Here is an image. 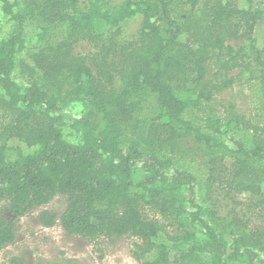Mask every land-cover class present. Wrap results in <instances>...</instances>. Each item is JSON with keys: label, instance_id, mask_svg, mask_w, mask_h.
I'll return each instance as SVG.
<instances>
[{"label": "trees", "instance_id": "16d2710c", "mask_svg": "<svg viewBox=\"0 0 264 264\" xmlns=\"http://www.w3.org/2000/svg\"><path fill=\"white\" fill-rule=\"evenodd\" d=\"M22 1L24 7L18 8V0H0L3 12L17 25L0 42V201L20 218L58 195L66 196L60 224L67 232L94 242L101 237L134 239L133 255L139 264H172L162 234L175 244L178 254L199 264L203 255L209 256V264L261 261L264 228L252 229L247 211H239L238 206L258 211L264 224V167L255 165L264 161V94L262 120L257 124L234 113L227 122L205 118L214 135L223 136L243 124L253 133L250 148L234 138L218 141L183 114L188 109L203 111L202 102L210 99L214 87L211 74L231 86L235 83L231 73L240 70L264 86V40L260 45L254 34L264 7L253 6L250 0H124L111 12L96 1L84 9L79 8L80 0ZM137 16L142 20L131 40L120 42L118 30L108 40H99L94 33L96 20L115 28ZM30 18L66 22L82 38L69 36L39 49L32 56L35 68L23 67L31 71L30 77L39 72L43 77L22 86L14 73L17 53L25 46L24 23ZM83 38L96 48L89 57L78 52ZM116 77L123 82L119 87ZM58 79L68 84L71 101L86 103L85 112L73 123L81 134L77 144L65 139L59 99L45 87V81ZM137 86L155 94L167 114L151 119L153 138L148 136L143 143L132 140L124 148L123 125L133 120L135 106L130 98ZM185 133L233 159L223 175L213 168L223 159L211 158L209 178L231 204L229 214L239 231L232 243L205 217L208 210L197 200L195 176L186 170L168 175L172 158L158 155L168 146L174 148ZM13 138L38 149L11 160L2 140ZM238 194L246 199L240 201ZM142 206L152 207L162 220L146 216ZM40 219L46 227L58 221L47 210ZM195 226L202 229L204 239ZM16 237L17 223L0 214V251ZM12 263L20 264L17 258ZM40 264L58 263L42 260ZM67 264L77 263L70 259Z\"/></svg>", "mask_w": 264, "mask_h": 264}, {"label": "rangeland", "instance_id": "374dc122", "mask_svg": "<svg viewBox=\"0 0 264 264\" xmlns=\"http://www.w3.org/2000/svg\"><path fill=\"white\" fill-rule=\"evenodd\" d=\"M93 1L98 2L103 10L114 12L124 0H80L79 8L84 9ZM250 1L253 6L261 5L264 7V0ZM23 7V1L18 0V8ZM141 20L140 16L133 17L115 28H111L103 21L96 20L93 24V29L95 35L99 36V40H108L118 30L117 38L122 42L131 40L137 35ZM16 29V22L3 12L0 3V42L8 39ZM254 34L259 39L260 45H262L264 40V15L258 22ZM69 36L76 38L79 35L72 32L66 22L50 23L40 18L28 19L24 23L25 46L16 56L17 66L14 79L22 86H26L30 79L42 78L43 75L40 72L30 77L31 71L24 68L23 64L28 65L30 68H35L32 59L34 53L48 45H55ZM182 39H185V36ZM233 44L237 46L239 42H233ZM78 52L89 57L96 52V48L83 38L79 41ZM88 63L94 75H97L98 70L95 63L90 58ZM230 77L235 79V83L231 86L224 84V81L211 74L209 80H211L214 87L210 90V99H205L202 102L203 111L188 109L183 114V117L185 120L192 122L195 127H201L204 133L216 136L218 141L234 138L244 143L247 148H250L252 146L253 133L245 129L243 124L223 136L214 135L206 127V117L212 116L227 122L231 113L248 119L254 124L262 120L261 102L264 86L258 79H252L248 73H242L240 70L233 71ZM122 83L119 77L115 78V84L118 87ZM45 85L59 99L60 114L63 115L65 120L63 126L65 139L74 144L81 142V134L73 127V123L85 112L86 103L71 101L68 98V84L61 79L52 82L50 80L45 81ZM130 102L134 104L135 110L133 111V120L123 125L124 148H127L132 140H138L143 143L146 137L152 136L153 138L149 128L151 119L158 115L165 116L167 114V107L161 106L157 101V96L142 86L136 87ZM2 143L7 145L8 158L11 160H15L24 154H32L38 149L37 146L30 147L17 138L2 140ZM227 143L232 145L230 140ZM158 155L164 159L172 158L171 166L166 170L168 175H172L177 170H186L195 176L196 184L194 190L197 194V200L208 210L205 217L217 228L220 236L226 242L232 243L233 237L239 234V231L232 223V217L229 214L231 204L221 194L218 183L211 186L209 178L212 175L213 167L211 158L217 156V158L215 157L216 159H223L220 160L222 164L218 163V165L213 167L215 169L214 172L222 173L223 175L231 168L233 159L228 155H224L221 151L216 153L207 143L199 141L193 133H185L177 141L174 148L168 146L164 151H159ZM255 165L264 167V161L258 160ZM262 186L264 189V181ZM182 194L187 200L188 192L185 190ZM238 199L244 201L246 195L238 194ZM186 206L190 207L187 202ZM66 207L67 197L58 195L50 203L18 218L10 211L6 202L0 201V214L17 223L16 240L0 251V264H13V258H17L20 264H40L42 260L67 264L70 259L75 260L77 264H139V261L133 255L134 239L127 237H101L94 242L67 232L60 224V218ZM45 210L58 219L57 223L52 227H46L41 222L40 215ZM142 210L151 219L162 220L161 215L152 207L145 206ZM238 210L247 211V217L250 220L249 224L252 229L260 230L264 228L258 211L255 213L248 211L245 205H239ZM194 230L200 238H205L199 226H195ZM162 239L170 247L172 264H199L187 258L188 256L183 257L178 254L175 244L169 241L165 234H162ZM209 261L208 255L202 256L201 264H209ZM263 262L264 252L261 254V261L253 264H264ZM231 264L249 263L232 262Z\"/></svg>", "mask_w": 264, "mask_h": 264}]
</instances>
